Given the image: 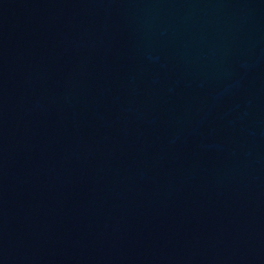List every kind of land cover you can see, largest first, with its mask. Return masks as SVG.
I'll return each instance as SVG.
<instances>
[{"label":"water","instance_id":"water-1","mask_svg":"<svg viewBox=\"0 0 264 264\" xmlns=\"http://www.w3.org/2000/svg\"><path fill=\"white\" fill-rule=\"evenodd\" d=\"M0 264H264V0H0Z\"/></svg>","mask_w":264,"mask_h":264}]
</instances>
